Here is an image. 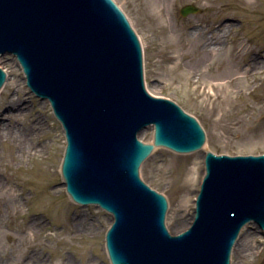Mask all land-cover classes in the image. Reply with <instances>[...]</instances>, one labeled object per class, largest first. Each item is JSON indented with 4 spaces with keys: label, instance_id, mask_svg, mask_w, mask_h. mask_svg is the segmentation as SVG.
I'll return each mask as SVG.
<instances>
[{
    "label": "water",
    "instance_id": "1",
    "mask_svg": "<svg viewBox=\"0 0 264 264\" xmlns=\"http://www.w3.org/2000/svg\"><path fill=\"white\" fill-rule=\"evenodd\" d=\"M11 53L65 129V182H57L76 203L114 215L113 264H231L243 227L264 229V151L208 152L193 224L167 229L168 201L142 181L140 166L159 146L198 151L206 133L169 95L149 94L141 43L113 0H0V57ZM6 78L0 68V88Z\"/></svg>",
    "mask_w": 264,
    "mask_h": 264
},
{
    "label": "rangeland",
    "instance_id": "2",
    "mask_svg": "<svg viewBox=\"0 0 264 264\" xmlns=\"http://www.w3.org/2000/svg\"><path fill=\"white\" fill-rule=\"evenodd\" d=\"M114 1L141 40L147 90L176 100L207 134L202 151L158 148L141 167L142 179L168 196L166 225L179 234L195 216L207 150L264 151V0ZM185 5L203 12L183 17ZM6 61L12 67L1 61L8 80L0 91V114L8 117V98L20 96L27 107L15 120L0 116L10 128L0 132V264H111V214L74 203L57 182L67 145L63 126L50 103L23 83L18 60L10 55ZM249 234L254 239L242 249ZM239 240L232 264H264L258 225H247Z\"/></svg>",
    "mask_w": 264,
    "mask_h": 264
},
{
    "label": "bare ground",
    "instance_id": "3",
    "mask_svg": "<svg viewBox=\"0 0 264 264\" xmlns=\"http://www.w3.org/2000/svg\"><path fill=\"white\" fill-rule=\"evenodd\" d=\"M253 0H246V2L247 3H250V2H252ZM230 21H232V20H230ZM10 55H12V53L11 54H1V57H0V67L1 68H3L4 70H5V67L1 64V61H4L5 62V64L6 65H9V66H11L12 65V63L11 62H9V61H6L7 60V57L8 56H10ZM13 57H15V60H17V58H16V56H13ZM17 65H18V67H19V70H21L22 69V67L20 66V64H19V62H17ZM12 67V66H11ZM14 69V68H13ZM24 82H26V77H25V80H23V83ZM18 83H19V85H18V87H17V89H16V91H17V93L19 94V92L21 91V81H18ZM222 84V83H221ZM216 85V84H215ZM214 85V86H215ZM226 84L225 83H223L222 84V88H224V86H225ZM217 86V85H216ZM20 95V94H19ZM18 95V96H19ZM20 97V96H19ZM8 98L9 100H8V102L6 103V105H5V109H6V111H8V117H6L5 115H2V114H0V116H2V119L4 118V119H9V117L11 118L10 120H15L16 118H18V116H20V114H23L24 113V110L26 109V105H21L20 104V102L21 101H19L20 100V98ZM43 101H45V102H49L48 101V99H44ZM16 109H18V113H14V111L16 110ZM9 130H10V128H9V125H8V123H5V122H3L2 121V123L0 124V132H5L6 134L9 132ZM205 164V163H204ZM202 174L204 175L205 174V169L203 170V172H202ZM62 186L63 187H65L66 188V184L65 183H62ZM198 195V194H197ZM112 216V215H111ZM112 221H114V217L112 216ZM192 223H191V225L193 224V222H194V220H195V216H193V218H192ZM257 225V224H256ZM260 229H261V231H263V229L261 228V226L259 225L258 226ZM254 235V234H253ZM253 235L252 234H249V236H248V238L246 239V241H245V243H244V246H243V244L241 245V246H243V248L242 249H244L247 245H249V243H251L252 242V240L254 239L253 238ZM241 243V241L238 239V241L236 242V244H235V246L233 247V249L235 248V247H237V246H239V244Z\"/></svg>",
    "mask_w": 264,
    "mask_h": 264
}]
</instances>
